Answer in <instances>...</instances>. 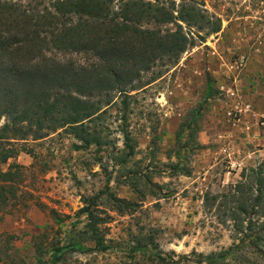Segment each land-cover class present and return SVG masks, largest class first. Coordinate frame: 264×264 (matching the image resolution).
I'll list each match as a JSON object with an SVG mask.
<instances>
[{"label": "rangeland", "instance_id": "obj_1", "mask_svg": "<svg viewBox=\"0 0 264 264\" xmlns=\"http://www.w3.org/2000/svg\"><path fill=\"white\" fill-rule=\"evenodd\" d=\"M145 1L175 6V15L184 4L194 5L205 28L180 21L195 45L177 63L160 61L143 73L144 86L128 93L127 108L124 96L117 94L101 109L91 126L102 145L77 149L82 141L65 127L52 129L50 122L41 137L32 133L5 142L17 154L2 168L18 164L21 176L17 197L9 194L0 202V264H36V245L48 248L60 238L95 246L83 238L87 218L73 225L88 204L107 221L102 228L110 248L68 253L58 264H161L142 253L132 256L135 244L152 238V246L173 259L186 256L177 264H201L199 254L239 242L232 222L222 221L216 205L207 209L204 197L207 192H223L246 168L264 161V0ZM208 19L220 22L221 29L207 34ZM176 27L174 22L162 26ZM74 57L79 62L86 59ZM192 119L196 131L184 150L191 174H176L171 168L178 160L177 132ZM6 121L3 117L0 126ZM124 129L137 151L127 163L120 161ZM145 169L162 185L163 198L149 195L141 201L125 182L128 171ZM113 195L138 205L117 211ZM227 264L264 260L248 255Z\"/></svg>", "mask_w": 264, "mask_h": 264}, {"label": "trees", "instance_id": "obj_2", "mask_svg": "<svg viewBox=\"0 0 264 264\" xmlns=\"http://www.w3.org/2000/svg\"><path fill=\"white\" fill-rule=\"evenodd\" d=\"M178 11L175 15V6L167 8L145 0H0V122L7 119L0 126V202L9 194L17 197L21 176L18 164H10L6 171L2 168L17 154L5 142L32 133L41 137L39 133L50 122L52 129L65 127L80 139L77 149L102 145L91 126L101 117V109L112 104L117 94L123 95L126 103L130 91L144 86L143 73L160 61L177 63L195 45L180 21L205 28L194 5L184 4ZM172 22L177 25L174 30H163V25ZM208 22L207 34L221 29L220 22ZM74 55H84L85 62ZM36 124L39 127L34 131ZM194 124L192 119L178 129L179 147L174 155L178 160L171 168L176 174H191L184 163V150L196 131ZM123 132L125 147L120 161L127 163L137 151L131 134L127 129ZM152 173L130 170L125 175V182L141 201L149 195L164 197L162 185L153 181ZM111 199L120 212L138 205L116 195ZM204 203L209 210L216 205L222 221L232 222L239 242L219 252L199 254L198 263L227 264L248 255L264 260V161L246 168L240 180L223 192H207ZM84 218L88 229L83 238L95 246L83 240L64 242V238L48 248L36 245V264H58L72 252L107 251L110 246L102 228L107 221L95 215L91 204L80 209L73 225ZM153 242L152 238L135 244L132 256L142 253L161 264H177L186 258L175 260L152 246Z\"/></svg>", "mask_w": 264, "mask_h": 264}]
</instances>
